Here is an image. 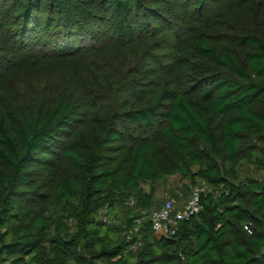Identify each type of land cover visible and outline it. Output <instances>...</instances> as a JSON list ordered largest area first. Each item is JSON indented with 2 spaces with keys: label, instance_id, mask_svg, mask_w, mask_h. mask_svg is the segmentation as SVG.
<instances>
[{
  "label": "trees",
  "instance_id": "trees-1",
  "mask_svg": "<svg viewBox=\"0 0 264 264\" xmlns=\"http://www.w3.org/2000/svg\"><path fill=\"white\" fill-rule=\"evenodd\" d=\"M0 264H264V0H0Z\"/></svg>",
  "mask_w": 264,
  "mask_h": 264
},
{
  "label": "rangeland",
  "instance_id": "rangeland-1",
  "mask_svg": "<svg viewBox=\"0 0 264 264\" xmlns=\"http://www.w3.org/2000/svg\"><path fill=\"white\" fill-rule=\"evenodd\" d=\"M239 170L242 178L248 175H263L261 171L254 170L253 167L246 162L239 164ZM185 183H188L187 187ZM202 187L205 191H211L214 188L200 179L196 180V184L189 183V180L184 179L181 175L169 176L162 181H159L156 185L155 205L156 208L170 204L176 211V209L183 210L189 197L192 187ZM172 199V200H171ZM161 203H163L161 205Z\"/></svg>",
  "mask_w": 264,
  "mask_h": 264
},
{
  "label": "built area",
  "instance_id": "built-area-1",
  "mask_svg": "<svg viewBox=\"0 0 264 264\" xmlns=\"http://www.w3.org/2000/svg\"><path fill=\"white\" fill-rule=\"evenodd\" d=\"M204 191L205 189L202 187H192L190 197L183 210L175 211L170 204H165L158 209H154L149 215L152 221L153 229L165 235L174 234L177 220L187 217L192 213L199 212L201 208V194ZM103 218L107 223L111 222L107 215L104 214ZM137 244L138 243L134 244V248L137 247Z\"/></svg>",
  "mask_w": 264,
  "mask_h": 264
},
{
  "label": "crops",
  "instance_id": "crops-1",
  "mask_svg": "<svg viewBox=\"0 0 264 264\" xmlns=\"http://www.w3.org/2000/svg\"><path fill=\"white\" fill-rule=\"evenodd\" d=\"M172 200V199H171ZM163 206V205H162ZM179 209H176V211H178Z\"/></svg>",
  "mask_w": 264,
  "mask_h": 264
}]
</instances>
